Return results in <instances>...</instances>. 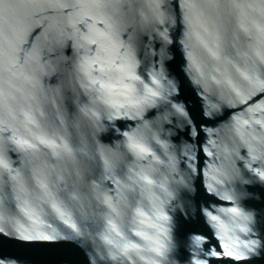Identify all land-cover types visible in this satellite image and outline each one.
<instances>
[{
    "label": "water",
    "instance_id": "95a60500",
    "mask_svg": "<svg viewBox=\"0 0 264 264\" xmlns=\"http://www.w3.org/2000/svg\"><path fill=\"white\" fill-rule=\"evenodd\" d=\"M128 61L110 108L86 73ZM249 72L264 79V0H0V264H264Z\"/></svg>",
    "mask_w": 264,
    "mask_h": 264
},
{
    "label": "snow or ice",
    "instance_id": "6c2138e0",
    "mask_svg": "<svg viewBox=\"0 0 264 264\" xmlns=\"http://www.w3.org/2000/svg\"><path fill=\"white\" fill-rule=\"evenodd\" d=\"M92 72L99 73L98 76H93ZM92 72L86 73L88 76L91 77L88 87H93L95 85H98V87L93 88V90L98 93L99 95L95 97V99L100 100L103 104L107 105L110 108H123L125 106L124 103L116 104L112 100V94H113V85L123 86L124 81L127 80H135L137 77L134 73V66L130 61L127 63H123L120 68H112L108 66H102L96 69H92ZM114 73H119V75H114ZM241 76L244 78V80L248 81V84L244 87L243 94L240 92L236 93L235 102L240 105H246L247 108L242 107L240 109L241 112L247 111V109H250L254 104H257L261 99H264V79L257 78L254 72H249L247 74L241 73ZM154 83V82H153ZM259 92V95L256 96L255 100H251L250 97L253 96L255 92ZM122 95H126L127 93H121ZM140 95L143 97L141 101L138 103H147L150 99V97L155 96V92H150L148 95H145L143 92V89H140ZM133 107H136L137 105H132ZM258 123V121H257ZM127 135V134H126ZM39 143L45 144V139H40ZM15 144L19 149L28 151L33 148H37L38 145L34 143H28L26 140H16ZM125 147L127 151L133 155L140 156L144 152V148L141 147V142L139 138L136 136V134L128 135L126 141L124 142ZM240 147H247L248 148V154L252 157L253 160L256 159L255 156L252 155L254 151V147L251 143H249L247 140H245L243 137H241V140L239 142ZM10 151L11 149L8 148L7 145H4L2 148H0V168L7 169L8 168V159L6 155V151ZM108 163V161H106ZM142 180L146 179V177H141ZM151 183V181H148ZM38 188L41 190V193H44L47 188L48 184L45 181H40L38 183ZM52 207L54 210L59 211V208L56 207L55 201L53 200L51 202ZM233 212H235V209H231ZM211 220L215 221L216 216H211ZM119 235V233H117ZM136 236H141L143 239H147V237H143L142 233L137 231L135 233ZM201 237L199 235L196 236V239L199 240ZM135 244L128 245L127 248H125V251H128L129 248H135ZM214 255H217L214 253ZM225 255H227L229 258L235 259L236 257H232V253L228 252Z\"/></svg>",
    "mask_w": 264,
    "mask_h": 264
}]
</instances>
